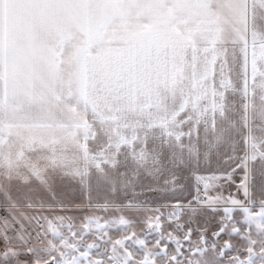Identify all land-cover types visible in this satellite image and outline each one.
Instances as JSON below:
<instances>
[{"label":"snow or ice","instance_id":"6c2138e0","mask_svg":"<svg viewBox=\"0 0 264 264\" xmlns=\"http://www.w3.org/2000/svg\"><path fill=\"white\" fill-rule=\"evenodd\" d=\"M197 38L213 65L220 52L227 65V46L243 42V114L219 134L214 119L175 101ZM216 88L234 92L230 70ZM140 95L146 102L134 105ZM101 100L142 114L133 135L108 145L111 158L90 150L95 137L75 121L63 138L25 143L13 131L23 116L97 115ZM125 148L135 166L120 173L130 175L127 198L67 215L83 207L57 187L78 184L86 199L91 170L115 169ZM141 172L152 183L138 190ZM181 172L194 178L191 199ZM148 193L163 202L137 199ZM0 208V264H264V0H0ZM117 231L127 235L111 240Z\"/></svg>","mask_w":264,"mask_h":264},{"label":"crops","instance_id":"0c3cea01","mask_svg":"<svg viewBox=\"0 0 264 264\" xmlns=\"http://www.w3.org/2000/svg\"><path fill=\"white\" fill-rule=\"evenodd\" d=\"M251 24V20L249 21ZM199 41V38H198ZM243 48V42L237 38V42L234 44H229L227 46V65L224 64V53H218L219 56L223 57L222 67L224 72V78L227 77L229 70L231 72V78L234 81V92H230L227 96L208 98L206 101L199 102V106L194 110L192 108V113L194 117H199L201 120L207 121L209 124L215 120L217 126V134L219 131L225 127H228L230 122H235L237 125L240 123V117L242 116L241 105L244 101L241 99V71L243 63V54L241 49ZM210 58V54H204ZM219 82L216 83L218 85ZM218 89V88H216ZM220 94V93H218ZM177 104L182 101L179 99L175 100ZM145 98H142V102L137 103L134 100V105L144 104ZM171 99L169 103H171ZM110 103V102H109ZM258 103V102H257ZM100 107L95 111L97 115H93V108H89L86 112L83 110L73 112L69 118L67 115H62L60 113H53L48 117L33 118L31 116H23L19 118L16 123L20 125L18 129H13V131H19L20 135L24 137L25 143L29 137L42 138L44 140H49L53 137L63 138L65 134L69 131L75 132V128H71L70 124L75 121L81 125L83 128L81 132H87L89 136H94L95 140L89 141V147L91 151L96 152L97 156L108 155L109 158L112 157V150L109 149L108 145L111 144L112 148H115L117 143L123 142V135L125 131L127 135L131 136L134 134L135 122L142 118V114L139 111H122V112H110L107 105L104 102H99ZM249 117H252V105L249 101ZM7 123V122H6ZM39 125V126H36ZM51 125V126H50ZM117 125L120 131L117 132ZM132 125V127H128ZM204 124H201V136L204 134ZM5 126L4 131H7ZM17 138L15 136L10 138V141H15ZM39 146V145H38ZM151 146V145H150ZM20 144L17 143L13 147V151L19 150ZM41 153H33L31 155L38 156ZM120 165L115 169L110 167H104L102 169H92L91 176L89 178V183L91 185V194H86V199H83L84 193L80 189L78 184H72L67 186H58L57 192L63 195L66 199L70 198L71 195L78 197L74 202L80 204L83 207V211H73L67 213V215H72L75 217L82 216L88 211L87 203L91 201L92 203H103L107 200L109 203L120 204L123 202L125 197L123 195V190L121 189V184L130 179V175L121 177L120 173L126 172L131 173L135 167L131 161L128 160V149H123L121 155L119 156ZM163 179V178H161ZM257 185L261 180V177L257 173L256 177ZM102 181L101 186L97 188V182ZM113 182H115L116 192L113 194L110 189ZM69 181L65 180L64 184H68ZM152 183L144 177L143 172L140 174L139 181L136 183V187L139 188L143 185ZM180 184L186 185V189L183 192V196L187 199H191L192 186L195 183L194 178L188 172H181L180 179L178 181ZM130 195V192H129ZM138 200L148 199L151 203H162L163 199L155 196L154 194L148 193L145 196L137 197ZM7 212L0 208V217L6 216ZM143 225L136 226V232L140 233L143 230ZM2 246V245H0Z\"/></svg>","mask_w":264,"mask_h":264},{"label":"rangeland","instance_id":"374dc122","mask_svg":"<svg viewBox=\"0 0 264 264\" xmlns=\"http://www.w3.org/2000/svg\"><path fill=\"white\" fill-rule=\"evenodd\" d=\"M196 47L198 51L194 54L191 50H189L188 56L189 60L192 62L190 66H187L185 68L184 75L186 77L185 79V87H184V95L181 96V93L177 91L176 93V99L183 100L184 102H188V107L192 111V108L194 110L198 108L199 106H205V105H198L201 101H206L208 98H213L214 91H215V98L216 97H222V95L218 94L219 89L214 90V84L219 82L222 78H224V72L222 67V61L223 57L216 61L215 65L212 64V57L213 53L211 52H205L203 49L206 47L203 43L200 41H196ZM210 54V58L204 54ZM193 57H195L193 59ZM195 74V75H193ZM206 77V79H205ZM193 78L195 79V91L191 92L190 88L192 87V81ZM191 96V100H188V97ZM144 96L140 95L137 96L136 102H142V98ZM100 102H104L101 100ZM105 103V102H104ZM100 107V105H99ZM104 107H108L107 105H104ZM203 147V146H202ZM144 226V225H143ZM144 228V227H143ZM76 232H83L84 229L81 227V225L78 223L74 229ZM102 234V233H101ZM97 235L96 232H93L92 237H95ZM127 235L126 232H114L111 233L110 239L115 240L118 236L123 237ZM92 237H89L91 240ZM88 241H85L87 243ZM96 243H100V248L107 250L108 245L101 243L99 240L95 241ZM154 247V246H153ZM105 254L107 252L105 251ZM117 253H113V255H116ZM105 264H108L107 261H105Z\"/></svg>","mask_w":264,"mask_h":264}]
</instances>
